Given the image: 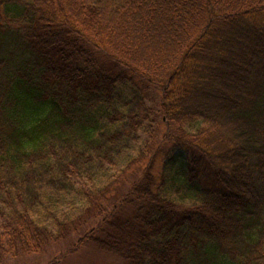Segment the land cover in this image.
Here are the masks:
<instances>
[{
    "label": "trees",
    "instance_id": "trees-1",
    "mask_svg": "<svg viewBox=\"0 0 264 264\" xmlns=\"http://www.w3.org/2000/svg\"><path fill=\"white\" fill-rule=\"evenodd\" d=\"M155 107L189 205L150 166L110 182ZM74 236L122 264H264V0H0V264Z\"/></svg>",
    "mask_w": 264,
    "mask_h": 264
},
{
    "label": "rangeland",
    "instance_id": "rangeland-1",
    "mask_svg": "<svg viewBox=\"0 0 264 264\" xmlns=\"http://www.w3.org/2000/svg\"><path fill=\"white\" fill-rule=\"evenodd\" d=\"M157 96L158 94H156ZM148 113L150 114L149 121H146L144 129L139 132V140L135 149L129 152L120 163L119 168L124 169L123 178L118 177L116 171L109 173L113 189L124 186V193H127L135 181L142 178L144 170L150 166L157 185L162 183V177L165 176L166 191L172 200L189 205L195 201V198L189 197V191L182 189L184 180L178 172V166L180 167L181 164H177L175 159L170 160L172 159L171 155L167 156L170 149L177 144L184 146L185 134L180 135L176 127L167 123L156 107ZM200 127L197 124L185 127L184 130L186 134H195ZM186 137L188 139L187 135ZM179 140L183 141L179 142ZM120 197L117 199H121ZM58 206L68 214L70 220L81 222L83 225L80 231L81 235L91 227H95L90 222H86L87 217H80V212H75V208H71L67 201L59 203ZM78 240L79 238L74 236L68 241L64 240L54 244L45 253L11 258L3 264H54V262L56 264H122L116 258L98 251L94 246L76 247Z\"/></svg>",
    "mask_w": 264,
    "mask_h": 264
}]
</instances>
